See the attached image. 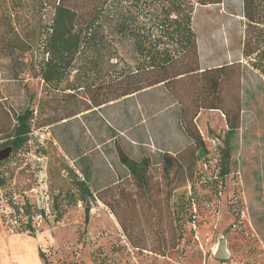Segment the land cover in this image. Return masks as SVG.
<instances>
[{
    "label": "rangeland",
    "instance_id": "obj_1",
    "mask_svg": "<svg viewBox=\"0 0 264 264\" xmlns=\"http://www.w3.org/2000/svg\"><path fill=\"white\" fill-rule=\"evenodd\" d=\"M193 27L201 67L226 65L227 71L219 99L222 109L202 108L196 119L208 150L201 159L178 124L179 105H170L166 88L93 107L81 90H53L30 72L10 77V65L0 62V102L8 116L24 107L35 115L29 151L13 154L0 165L9 177L0 196V264L264 263V75L253 65L264 62V24H249L243 0H223L197 6ZM195 90L191 80L178 86L182 96ZM237 110L241 118L231 140V172L222 177L226 113L233 117ZM4 119L0 106V123ZM7 136L0 133V144ZM116 139L132 157H151L156 183L151 192L138 191L118 159ZM162 150L181 151L185 164L192 161L191 169L172 178L164 175ZM71 171L79 177L83 171L91 174L88 213L80 201L67 204L66 192L74 191ZM13 193L15 200L27 196L45 211L34 217L35 236L18 233L26 218L12 216L8 199ZM57 193L63 196L59 219L52 207ZM189 201L195 221H186L177 244L173 210ZM130 239L147 249L133 247ZM223 241L229 256L217 258L214 252ZM151 249H162L165 255Z\"/></svg>",
    "mask_w": 264,
    "mask_h": 264
},
{
    "label": "trees",
    "instance_id": "obj_2",
    "mask_svg": "<svg viewBox=\"0 0 264 264\" xmlns=\"http://www.w3.org/2000/svg\"><path fill=\"white\" fill-rule=\"evenodd\" d=\"M222 2L0 0V62L10 65V77H23L30 72L40 77L45 87L53 90H81L93 107L126 100L156 88H166L172 99L170 105H179L178 124L196 146L195 157L201 159L207 156L208 150L196 119L202 108L222 109L219 99L227 71L226 65L207 69L201 67L193 13L197 6ZM243 16L251 25L264 24V0H243ZM259 62L253 65L264 75V62ZM232 74L235 75V72ZM190 80L196 89L195 94L190 96L187 91L182 96L178 86H184ZM188 99L190 102L186 103ZM0 106L5 116L0 123V133L8 134V139L0 144V149L11 146V155L28 152L34 110L24 107L14 117H9L5 104L0 102ZM76 113L78 111L67 116ZM240 118V110L233 117L226 113L228 129L223 139L219 171L222 177L231 172V140L239 128ZM115 148L120 163L130 172L138 191L151 192L156 184L150 172L151 157L145 154L139 158L132 157L117 139ZM160 158L162 171L169 178L191 169L192 161L185 164L181 151L172 153L162 150ZM71 173L74 191L66 192L67 204L69 206L80 201L88 213L87 204L93 197L89 185L91 174L83 171L82 177H79L75 172ZM182 176L187 182L188 177ZM8 178L5 171H0V196L2 190L8 187ZM14 196L13 193L8 199L12 216L20 220L26 218L18 233L29 232L35 236L34 217L43 216L45 211L31 203L27 196L23 195L20 200H15ZM61 197V193L52 196V207L58 209V219L63 215ZM190 208L191 201L187 207L177 205L173 210L176 226L172 227V231L177 234V244L181 242L186 221H195ZM184 216L188 218L182 221ZM123 227L127 230L125 224ZM130 243L133 247L147 249L145 243L131 239ZM152 251L165 255L162 249ZM39 255L42 257L41 252Z\"/></svg>",
    "mask_w": 264,
    "mask_h": 264
},
{
    "label": "water",
    "instance_id": "obj_3",
    "mask_svg": "<svg viewBox=\"0 0 264 264\" xmlns=\"http://www.w3.org/2000/svg\"><path fill=\"white\" fill-rule=\"evenodd\" d=\"M12 154V147L6 146L0 149V163L7 160ZM215 257L217 258H227L229 256V252L226 247L225 241L221 242L214 252Z\"/></svg>",
    "mask_w": 264,
    "mask_h": 264
},
{
    "label": "built area",
    "instance_id": "obj_4",
    "mask_svg": "<svg viewBox=\"0 0 264 264\" xmlns=\"http://www.w3.org/2000/svg\"><path fill=\"white\" fill-rule=\"evenodd\" d=\"M264 264V263H263Z\"/></svg>",
    "mask_w": 264,
    "mask_h": 264
}]
</instances>
